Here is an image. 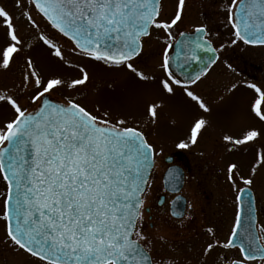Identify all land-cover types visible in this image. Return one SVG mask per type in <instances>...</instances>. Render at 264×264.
Instances as JSON below:
<instances>
[{"label": "snow or ice", "instance_id": "1", "mask_svg": "<svg viewBox=\"0 0 264 264\" xmlns=\"http://www.w3.org/2000/svg\"><path fill=\"white\" fill-rule=\"evenodd\" d=\"M184 6L185 0H178L175 15L165 21L159 19L160 0H16L19 17L0 6V30L5 37L0 47V68L9 69L14 54L21 51L16 21L23 17L32 28L43 26L39 40L69 67L72 64L57 40L78 56L109 68L124 67L139 81L155 80L130 61L142 52V38L150 35L151 28L163 30L168 40L173 39L169 30L182 20ZM225 10L235 37L231 43L264 45V0H230ZM195 32L205 33V28L197 27ZM193 43L206 53L217 51L211 40L202 36ZM172 47L166 44L164 48L159 87L169 96L175 95L174 86L180 87L203 112H210L173 72L169 55ZM215 62L216 58L209 56L201 72L189 77L188 83L206 75ZM26 66L29 71L22 89L30 84L36 89L27 106L11 95L0 94V102L13 110V117L0 124V179L6 184L0 220L14 250L30 255L39 264H165L151 234L138 226L156 165L154 145L139 128L128 126L127 118L110 119L108 111L103 116L93 114L71 96H65L64 102L51 99L61 87L72 92L79 86L86 87L89 74L83 67H79L80 78L65 85L59 77L42 79L30 58ZM177 67L183 70L182 64ZM247 87L256 94L250 111L264 122V90L255 84ZM235 88L233 84L229 91ZM159 107L155 103L147 106L152 124L158 119ZM94 110L99 113L98 107ZM207 124L203 116L195 119L188 142L181 141L178 147L195 145ZM259 135L252 129L241 139L227 135L223 139L239 146ZM261 160L264 156L257 153V163ZM256 166H252L253 174ZM236 168L235 163L228 165L229 181H233ZM240 179L245 185L253 183L251 178ZM244 191L240 189L236 196L235 222L226 241L221 243L214 237L204 254L220 246L227 250L223 254L227 264H264V227L257 229L254 197L249 192L245 201ZM187 206L191 208V204ZM182 215V210L172 212L174 217ZM208 232L213 230L209 228ZM228 252H232L231 257Z\"/></svg>", "mask_w": 264, "mask_h": 264}, {"label": "flooded vegetation", "instance_id": "2", "mask_svg": "<svg viewBox=\"0 0 264 264\" xmlns=\"http://www.w3.org/2000/svg\"><path fill=\"white\" fill-rule=\"evenodd\" d=\"M161 1L159 19L170 20L171 16H163L165 13L162 11ZM200 26L205 28V33L195 32ZM169 31L173 36L171 40L166 38L163 30L151 28L150 35L142 38V52L131 62L143 55L141 64L145 65L144 68L149 62L154 64L150 63L152 65L148 68L160 67L166 44H172L169 55H173V72L203 101L221 98L226 90L235 84L226 81L227 74L244 73L247 66L250 70L259 69L254 62L247 60L249 55L245 53H251L253 56V52L264 46L244 44L242 41L231 43L235 37L227 19L217 20L213 26L202 24L186 27L182 18ZM181 32L187 35L183 44L179 41ZM197 36H202L203 40H211L212 47L217 51L206 53L196 48L193 41ZM176 42L180 49L183 48V51L178 50L177 54L174 51ZM209 56L216 58V62L207 74L195 83H188L189 77L195 78L201 72ZM178 63L183 65V70L177 67ZM254 74L252 78L247 76L252 84H256L253 81ZM226 121L227 119L219 118L221 124ZM223 137L224 135L205 127L195 145L189 144L186 148H180L178 144L163 145L155 148L159 156H155L156 165L152 169L144 198L143 220L138 226L141 231L151 234L155 248L165 264H227L223 259L227 250L216 246L206 256L204 249L208 243L214 242V237L221 243L226 241L235 222L236 196L240 189L245 190V201L251 192L254 197L256 227H264V201L260 202L259 199V196L264 198V179L261 187L245 185L242 182L239 178V165L242 161L240 150L243 146L225 141ZM232 163H235L237 168L234 170L233 181H229L227 169ZM174 177L178 179L174 181ZM177 197L180 200H177ZM189 204L191 208L187 206ZM173 210H182L183 215L174 217ZM209 228L213 233L208 232ZM261 243H264V240ZM10 246L13 248L11 241ZM16 252H21L23 256L3 259L0 264H39L30 255L22 251ZM228 256L231 257L232 252H228ZM252 264L260 262L253 261Z\"/></svg>", "mask_w": 264, "mask_h": 264}, {"label": "rangeland", "instance_id": "3", "mask_svg": "<svg viewBox=\"0 0 264 264\" xmlns=\"http://www.w3.org/2000/svg\"><path fill=\"white\" fill-rule=\"evenodd\" d=\"M229 3L230 0H185L182 11L183 22L186 27L202 24L213 26L217 20L227 19L225 7ZM177 4L178 0H162L161 7L165 13L163 16L173 17ZM0 6L19 17L20 9L16 8V0H0ZM33 17L39 23V18L35 13H33ZM16 23L19 26L18 35L22 40V45L18 46L21 51L18 55L14 54L15 60L9 69L0 68V94L11 95L22 106H27L28 98L36 90L31 84L22 89L23 78L29 71L26 66V61L29 58L33 61L34 68L42 79L59 77L65 81V85L72 79L80 78L79 67H83L89 74L86 87L79 86V90L76 92H72L66 86L61 87L52 93L51 98L64 102L65 96H71L93 111V114L103 116V113L108 111L110 119L127 118L128 126L137 127L143 131L155 148H160L163 145L174 146L181 141L187 143L190 127L194 120L201 116L208 121L206 125L208 130H214L220 135L231 136L233 139H241L248 130H257L260 135L254 141L243 144V148L240 150L242 161L239 165V178H251L252 185L261 187L262 179H264V160L257 163V153L264 156V122L256 118L250 111V104L256 94L247 85L252 84L248 78H252V74L255 73L253 79L256 82L255 85L264 90V47L253 52V56L251 53H245V55H249L247 60L254 62L259 69L250 70V67L247 66L244 73L227 74L226 81L235 83L236 88L231 91L226 90L225 94L215 101H204L211 109L210 112L205 113L195 101L186 96L180 87L174 86L175 95L164 94L159 87V79L163 76L161 68L155 66L148 68L154 64L153 62H149L144 68L145 65L141 64L143 55L136 61L130 62L146 75L155 76V80L139 81L126 68H109L101 62L78 56L69 47L64 46L62 41L57 40L65 59L72 64V67H69L53 57L48 47L39 40L43 26L32 28L24 21L23 17L17 19ZM44 34L47 33L44 32ZM4 44V33L0 30V47H3ZM136 63L137 65H135ZM189 90L191 91V89ZM153 103L161 105L157 109L158 119L155 124L151 123L146 111L147 106ZM94 106L99 108V113L95 112ZM262 110H264V103H262ZM12 117L13 110L4 102H0V124ZM219 118L227 119V121L221 124ZM156 156H159L158 151H156ZM254 164L257 166L253 174L252 166ZM5 190V183L0 179V208H2V194ZM259 199L260 202L264 201V198L260 196ZM16 256L22 257L23 254L17 253L10 246L4 222L0 220V262L3 259Z\"/></svg>", "mask_w": 264, "mask_h": 264}, {"label": "water", "instance_id": "4", "mask_svg": "<svg viewBox=\"0 0 264 264\" xmlns=\"http://www.w3.org/2000/svg\"><path fill=\"white\" fill-rule=\"evenodd\" d=\"M186 39H187V35H184V36H181V37H180L179 41H183V40H186ZM179 41H178V42H179ZM178 42H176V44H175V46H174V51L176 52V54H177L178 50H180V47H179ZM189 53L191 54V51H190ZM170 57H171V59H173V55H171ZM52 100H53V99H52ZM53 101H54V102H58V101H55V100H53Z\"/></svg>", "mask_w": 264, "mask_h": 264}]
</instances>
